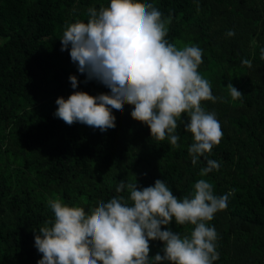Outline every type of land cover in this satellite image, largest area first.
Segmentation results:
<instances>
[{
    "label": "trees",
    "instance_id": "obj_1",
    "mask_svg": "<svg viewBox=\"0 0 264 264\" xmlns=\"http://www.w3.org/2000/svg\"><path fill=\"white\" fill-rule=\"evenodd\" d=\"M144 2L164 19L171 14L169 43L202 49L198 72L213 95L223 97L201 102L221 124L220 144L193 165L187 113L177 121L180 147L173 148L168 139L151 138L150 128L131 117L134 106L128 104L123 112L112 110L114 129L66 124L54 115L57 98L110 90L96 80L85 83L70 46L61 51L60 38L66 25L87 22L89 7L99 10L110 0H0V37L5 38L0 42V264H38L42 253L35 235L54 218L50 198L90 212L117 195L121 180L143 188L156 179L181 200L193 194L200 179L212 183L217 196L234 190L227 208L208 222L217 232L214 264H264V0ZM229 30L235 35L227 36ZM71 75L78 77L76 89ZM229 82L243 93L240 99L231 100ZM209 159L220 168L202 177ZM121 195L127 197V189ZM168 227L182 236L194 228L174 219L162 230ZM149 244L150 257L163 255L162 241Z\"/></svg>",
    "mask_w": 264,
    "mask_h": 264
},
{
    "label": "clouds",
    "instance_id": "obj_2",
    "mask_svg": "<svg viewBox=\"0 0 264 264\" xmlns=\"http://www.w3.org/2000/svg\"><path fill=\"white\" fill-rule=\"evenodd\" d=\"M199 10V7H198ZM87 22L65 26L61 51L69 50L71 61L85 83L96 80L110 91L91 95L74 91L67 99L57 98L54 115L66 124L80 122L102 132L116 127L112 110L123 112L124 105L134 106L131 117L150 128L151 138L168 139L179 148L177 121L183 113L188 120L186 132L193 136L188 152L195 165L198 158L211 153L223 136L215 112H207L201 102L223 101L213 95L211 85L198 72L203 63L202 49L196 45L178 49L165 37L172 16L162 13L144 0H110L108 6L89 7ZM231 37L233 30L226 33ZM264 59V49H261ZM249 68L252 62L244 59ZM72 88L78 77H69ZM226 88L232 101L242 92L232 83ZM220 164L209 159L199 175L204 177ZM127 189L129 195H121ZM227 194H214L212 183L200 179L191 196L178 199L163 179L153 186L121 180L117 195L86 212L60 199L48 200L54 214L35 235V247L42 258L38 264H214L217 232L208 226L215 213L227 208ZM129 200L132 202L129 203ZM192 225L190 234L181 235L169 226ZM150 240L163 242V255L150 257Z\"/></svg>",
    "mask_w": 264,
    "mask_h": 264
},
{
    "label": "rangeland",
    "instance_id": "obj_3",
    "mask_svg": "<svg viewBox=\"0 0 264 264\" xmlns=\"http://www.w3.org/2000/svg\"><path fill=\"white\" fill-rule=\"evenodd\" d=\"M3 41H5V38L0 37V42H3Z\"/></svg>",
    "mask_w": 264,
    "mask_h": 264
}]
</instances>
